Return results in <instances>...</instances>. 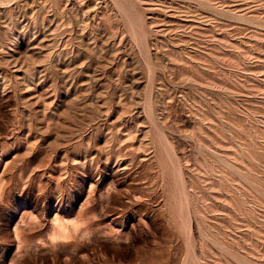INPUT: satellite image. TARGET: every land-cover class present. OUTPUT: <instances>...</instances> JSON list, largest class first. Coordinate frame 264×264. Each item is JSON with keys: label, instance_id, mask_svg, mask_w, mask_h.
I'll return each instance as SVG.
<instances>
[{"label": "rangeland", "instance_id": "rangeland-1", "mask_svg": "<svg viewBox=\"0 0 264 264\" xmlns=\"http://www.w3.org/2000/svg\"><path fill=\"white\" fill-rule=\"evenodd\" d=\"M0 264H264V0H0Z\"/></svg>", "mask_w": 264, "mask_h": 264}]
</instances>
